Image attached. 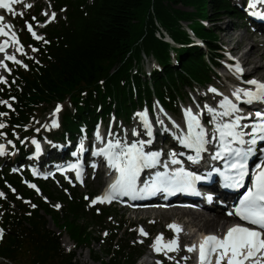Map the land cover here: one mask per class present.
Segmentation results:
<instances>
[{"label": "trees", "instance_id": "trees-1", "mask_svg": "<svg viewBox=\"0 0 264 264\" xmlns=\"http://www.w3.org/2000/svg\"><path fill=\"white\" fill-rule=\"evenodd\" d=\"M34 1L16 21L22 48L33 52L24 61L27 70L18 65L7 84H0V101L11 105L0 104V112L7 113L0 116L7 125L0 133L16 143L17 163L31 151L20 145L24 134L54 104H69L60 131L51 136L56 142L91 137L99 123L112 118L129 124L135 112L146 107L153 111L156 102L179 115L180 104L190 99L188 90L206 89L219 78L213 69L219 65L216 56H221L219 37L200 20L215 26L223 16L246 18L232 0H50L56 19L61 12L64 17L56 25L47 24L43 40H37L26 26L35 30L38 20H44L43 5ZM180 5H191L195 11L176 10ZM183 21L191 22L189 29L204 47L195 45L180 25ZM157 24L175 44L164 41L163 33L156 36ZM145 57L155 63L150 72L144 68ZM0 191L5 194L0 198V261L6 264H68L79 250H88L97 264H138L143 255L142 245H131L126 237L124 215L115 207L92 205L93 193H80L68 184L57 190L51 181L35 179L28 171L19 175L4 164ZM48 218L61 234L48 228ZM63 234L75 244V251L65 252ZM94 244L101 250L96 251Z\"/></svg>", "mask_w": 264, "mask_h": 264}, {"label": "snow or ice", "instance_id": "snow-or-ice-1", "mask_svg": "<svg viewBox=\"0 0 264 264\" xmlns=\"http://www.w3.org/2000/svg\"><path fill=\"white\" fill-rule=\"evenodd\" d=\"M20 0H0V9H5L9 12L12 11V5L19 3ZM257 4H264V0H250L249 8H255ZM27 8H31L32 5H26ZM257 15L260 19H264V15L260 13H252ZM22 15V14H21ZM47 16V13H44ZM35 19V17H33ZM56 19V14L52 13L49 23ZM4 17H0V36H9V32L5 31V28H11V25L3 23ZM28 32L37 40H43V37L37 36L32 29L31 24H27ZM45 25H41L44 27ZM11 40L13 44H19L15 33L11 34ZM8 42L0 44V53H4V59L11 60L16 64H20L19 60H16L15 56L8 55L6 53ZM18 52L23 54L22 47H17ZM33 51L37 49L33 48ZM31 59V57H29ZM0 67L8 70L7 65L0 60ZM26 67V65H24ZM236 72L242 74V69L237 65ZM15 81H13L14 83ZM245 83L255 87V91H248L244 89H236L233 92V96L237 101L246 105H252L257 103L264 105V83L258 82L255 79L248 80ZM0 84H7V80L0 77ZM2 90V89H0ZM210 92L216 93L215 88H210ZM246 99H241V97ZM0 104L7 105L9 108L11 105L8 101H0ZM207 111L212 114V122H216L218 118L234 117L231 123H216L215 131L219 134V150L211 156L213 161L223 160L224 170L215 168L214 171L219 173L224 180V186L240 189L245 188L246 178L250 177V186L246 187L242 198L238 202V206L234 208V211L229 212L228 215H235L240 221L245 222V225H251L252 227L236 224L230 227L223 238L216 235L205 236L200 243L199 251V264H212V257L215 256V264H246L247 261L252 260L253 264H262L264 262V157L260 159V162L255 165L253 171H249V159L255 155V145L259 140H264V110H257L254 113L256 120L259 123L248 125L241 124L242 120H251L252 115L245 117L239 115L242 109L237 103H233L228 97H224L220 102L219 107L223 109L222 112H214L211 107H208ZM60 107L56 108V113L60 112ZM7 113L0 112V116H6ZM55 115V113H54ZM143 120V126L147 130V135L152 137V127L148 122L147 113H137ZM185 120L187 122V134L177 135L175 138L184 147L191 149L195 152L194 156H188L187 159L193 163H199L202 156L201 154L207 151L206 145L212 141L206 139L207 133L201 125L199 118L193 115L191 109H187L184 112ZM163 123L162 121H159ZM174 123V122H173ZM52 127H58L55 120L52 122ZM179 128V125H175ZM7 127L6 124L0 122V129ZM251 127V132H245L244 129ZM239 129V130H238ZM111 135V133H109ZM134 136H138L139 133L133 130ZM0 135H3L0 133ZM245 136H250L251 139L245 140ZM97 140H101L99 132L96 133ZM212 139H216L213 134ZM12 142L9 141V144ZM33 144L36 145V150L39 152V144L33 140ZM151 139L148 141L139 140L128 145L125 143L123 146L120 141L117 140L114 144L110 141L106 148L101 149L95 155H103L108 163V166L118 173L116 181L109 186L108 191L102 196L97 197L91 201L92 205L96 203H111L117 197H129L130 199L143 198L146 195H152L156 192L175 193L179 191L193 190V186L196 181L201 180L199 175H193L190 172L184 171L181 168L179 171L169 174L168 172H156L150 181L144 183L142 187H138V180L141 172L144 169L155 168L159 163L160 153L152 152L146 153L144 151L145 144H150ZM235 143L243 146L247 145L245 149L243 147H232ZM15 147V145H13ZM113 149H120L119 152L113 151ZM81 151H83V145H81ZM5 154L3 145H0V156ZM183 155V153H181ZM172 164H179L180 161L175 159L176 153L171 154ZM75 167V166H73ZM95 167V165H93ZM163 167L167 168V164ZM15 171V170H14ZM35 175V172L33 173ZM211 175V173H209ZM46 178V177H45ZM80 178V173L77 172V179ZM71 182V181H70ZM31 188L36 186L33 184L28 185ZM15 190L13 189V192ZM37 191H39L37 189ZM199 194V193H197ZM4 193L0 192V198L4 197ZM85 199H88L87 197ZM209 199H211L209 197ZM35 207V205H33ZM56 207H59L57 205ZM176 233H179L181 229L176 225H170ZM140 234L146 236L147 233L140 230ZM107 235V233H105ZM3 238V230H0V239ZM162 236L158 237L153 247L156 252L161 251ZM168 251L177 250L178 241L172 240L169 244L164 245ZM187 251H195V245L188 248Z\"/></svg>", "mask_w": 264, "mask_h": 264}, {"label": "rangeland", "instance_id": "rangeland-1", "mask_svg": "<svg viewBox=\"0 0 264 264\" xmlns=\"http://www.w3.org/2000/svg\"><path fill=\"white\" fill-rule=\"evenodd\" d=\"M40 4H42L44 10L41 13V16L44 18L45 21L49 22L51 16H52V8L50 6V0H39ZM35 1L34 0H20L19 4H20V8L17 9V12H19V10H26L28 9L26 7V5L31 4L34 5ZM232 3L237 6L239 9H243L244 12L246 6L248 5V0H232ZM164 5H167L166 3H163ZM152 9V8H151ZM178 11L181 12H187V13H193L195 11V8L190 6H186V5H180L178 7L175 8ZM171 8L168 9V11H170ZM172 12V11H170ZM243 12V14H244ZM32 12L28 13V16H32L31 15ZM44 13H47V16L44 15ZM0 17H4V21L3 23L6 25H11L12 27L9 29V31H11L12 33H15L17 39L19 40V35H20V31L18 32L17 27H15L14 25H12V22H15L14 19V15L12 13H10V15H6L5 12H3V15H1ZM60 18L55 19L54 21L51 22V24L56 25L60 19H62V17H64V12H61L59 15ZM250 17H253V15L248 14V20H240V19H236L234 17H230V16H223L222 18H220V20L218 22H216L215 26H213L214 24L210 23L207 20H200V23L206 27L207 29H214L217 32V35L219 37V42L218 45L219 47H221L223 49L224 52L228 53L227 58L230 59L231 62L235 63L233 61V55L228 51L229 47H231L233 45V43L235 42H228L227 38L225 37L226 35V30H225V25L228 22H231L232 24V30L231 32L233 34H237V36H239L240 38L243 37L245 39V44L243 47H246L245 49L248 50L249 47L251 46L252 41L254 40L255 42L259 43V44H264V35L262 34H257L254 37H251L250 35L254 32L257 31V29L254 27V23L251 21ZM18 19H16V21H18ZM41 25H45V24H41ZM41 25L38 26V29L36 31H34L36 34H38L37 32H39L41 29H43L44 27H41ZM180 25L182 26L183 29L188 30L190 28L191 22H187V21H183L180 23ZM158 27V31L160 32H156V36L158 38H160L161 34L160 33H165V31L161 28V26L159 24H157ZM192 29H195V27H191ZM161 29L163 31H161ZM42 34V33H41ZM44 34V33H43ZM166 35L168 36V34L166 33ZM42 36V35H40ZM166 36V37H167ZM169 37V36H168ZM165 38V39H168ZM249 39V40H248ZM0 41H7L6 37H2L0 38ZM174 44V43H172ZM15 49H17V47H22L20 40H19V44H15ZM23 49V48H22ZM239 51V50H238ZM264 51V47H260L259 49V53H262ZM28 55H33V52H28L27 50L23 49V54L21 52H18L16 50V55L15 58L16 60H19L21 63L18 64L20 65L21 69L26 71L27 68L24 67V61L26 59H28L30 56ZM256 60H258V54L255 55ZM144 68L147 71H151V69L153 67H155V65L153 64V58H146L144 59ZM264 63V60L261 62ZM8 70L6 71L3 67H1L2 69L0 70V77H3L4 79L7 80V77L11 75L13 68L15 69L18 65L16 63H14L13 61H9V64H6ZM246 70L248 73H250L253 69L252 67H248L245 66ZM218 73L221 74V76H219V74H217L219 76L218 79H215V82L213 85L208 86L206 89H201V88H196L195 90H188V95L190 99H186L183 103L180 104L179 109H180V114L178 116H175L174 114L172 115V118L174 119V121L176 122L175 125H179V128L172 126L173 130L170 129L168 126H165V130L166 133L170 134V133H180L178 130L180 129H185V118H183V114L185 112V110L187 109H193V107L195 106V104H197L198 100L203 99L202 101L205 102H215L216 104H220V102L223 100L224 97H228L229 99H231L233 101V103H236L235 101V97L232 95L233 92L235 91L232 88V84H230L229 81L224 79L225 73L222 70H218ZM251 74V73H250ZM253 76V74H251ZM247 76H249L247 74ZM238 81V86H236L235 88H239V89H243L240 82L242 81H246V79L243 78H237ZM210 88H215L217 90L218 93H221V95H217L216 93H212L209 91ZM69 106L68 103H63L60 107V112L56 113V105L54 104L51 107H47L45 109V112H42L39 116L37 121L35 122V124L28 130V132L26 134H24V140L23 142L20 141L21 137H18V141H20V145L25 146L27 149H31V151L33 153H36L35 150V144L32 143L33 140H35L39 145H42V150L40 151L41 157H44L46 155V157L43 158L42 163L44 168H47L48 166L50 167V171L48 172H44L42 171V173L39 174V176L41 178H45V180L47 181H51V183H53V187L54 189L60 190L64 188V184H68L71 187L77 188L75 187V184L70 182V179L68 177H64V178H60V177H56L55 173H54V165L52 164L53 162H55L56 159H54L55 157V151L59 150L60 145H66L65 147L69 150H71V154L70 151H66L65 153H63L62 155L59 156V158H57L58 162L60 164H62L63 162H66L68 160H73V156H77L78 152L81 148V145H83L84 142H86V140L83 138L79 141L76 140V142H71L69 141L68 143H66L67 141L63 142V141H54L53 140V136L54 134L58 133L61 129L60 127V123H61V117L62 114L64 113V109H66ZM156 108L154 109L150 119H149V123L151 125L155 126V121H161V114L163 112H166L170 117L171 115L159 108V105L157 103H155ZM222 109V108H221ZM161 112V113H160ZM201 112V111H199ZM55 113V115H54ZM137 113H139V110L137 112H135L133 119L131 121V123L129 124H123V123H119L118 121H110L108 125L103 126H99L98 131H101L103 133H111V135H115L116 141L119 140L121 145L123 146L125 143L123 142L125 139H129L130 136H133V130H136L138 133H146L147 131L145 130H140L141 125H139V117L137 115ZM140 113H147L146 110L144 112H140ZM165 113V114H166ZM175 117V118H174ZM171 118V119H172ZM53 120H55L58 124V127H52V122ZM136 126L138 127L130 129L131 127ZM156 127V126H155ZM155 129V128H153ZM152 129V131H153ZM50 135V136H49ZM40 136V138L38 137ZM49 136V137H48ZM52 136V137H51ZM176 136L174 135L172 137V141ZM52 138V139H51ZM1 143L0 145L4 146L5 149V154L3 156H0V165L4 164V165H8L11 167L12 163H16V167H14L15 171H17V173H19L20 175H23V173L21 174V171L24 170V168L19 167V163H17L14 159H16L18 157V148L16 146L15 142H12L11 144H9V139L7 138V135L3 134L1 135ZM40 141V142H39ZM115 141V142H116ZM163 139L160 137L157 142L155 143V145L157 147H162L164 145H162ZM169 143V140L167 141V144ZM81 144V145H80ZM13 145H15V147H13ZM80 145V147H79ZM73 151V152H72ZM54 152V153H53ZM50 153H53V155H51ZM38 154V152H37ZM39 155V154H38ZM32 158V156L30 157V159ZM34 158V157H33ZM30 162V161H29ZM56 163V162H55ZM41 164V163H40ZM42 165V164H41ZM19 167V168H18ZM18 168V169H16ZM32 168V167H31ZM30 168V171H31ZM44 170V169H43ZM43 176V177H42ZM104 186V177L102 174H95L93 171L90 172V175L85 183L84 186H80L78 187L80 193H93V194H98L99 196L102 193V189ZM55 207L58 205L57 202L54 203ZM101 208H104L105 206L98 204ZM177 206H171L169 208L166 209H159L158 211H154L152 212V210H141L139 213H131L128 214L126 212H122L121 210H119L117 208V210L120 212L119 214H123L124 218L123 220L127 222L126 225V231H127V238H131V245L134 243H138L140 245H142L140 247L141 250H143V256H149V252H150V247L147 246V244H149V242L151 241L152 243H155V241L157 240L158 237H161L162 234L166 237V238H173V236L171 235V231H170V225L172 224V220L170 219L169 215L171 214V209L176 208ZM59 210V207H56ZM170 210V211H168ZM203 210V209H201ZM228 213V212H227ZM146 218H149L148 220H146ZM139 219H141L139 221ZM48 228L55 231L57 234H61V231L59 228H57L54 223L52 222V220L50 218H48ZM119 220V219H118ZM183 222L187 221V218H183L182 219ZM143 229V231L146 233L148 232L149 235L151 236L149 238L148 236V240L144 239L143 235L140 234V230ZM1 230V228H0ZM187 230H192V229H187ZM223 229L221 228L219 231H222ZM193 231V230H192ZM195 232V231H193ZM66 234H63L62 239H61V243H62V247L64 248L65 252L70 253L69 251H67L65 249V247L63 246V238ZM123 235V234H122ZM70 239V238H69ZM71 241V240H70ZM72 242V241H71ZM191 239H185L182 240V243H190ZM103 243V242H102ZM146 243V245H145ZM72 246H73V251H75V244L72 242ZM94 249L96 251H100L101 248L98 244H94L93 245ZM183 250L177 252L174 255H171L169 257H163L166 258V262L165 264H192V262L195 260V256L191 255H185L184 253V247L182 246ZM71 251V252H73ZM82 252H87L89 258V251L88 250H79L77 251V258H76V263L77 264H87V263H83L80 258L79 255H82ZM81 253V254H80ZM142 256V257H143ZM140 258L138 261V264H151L150 262H147L145 259ZM192 259V261L188 262L187 259ZM90 262H92L93 264H97L95 262H93L90 258ZM0 264H6L3 261H0Z\"/></svg>", "mask_w": 264, "mask_h": 264}, {"label": "bare ground", "instance_id": "bare-ground-1", "mask_svg": "<svg viewBox=\"0 0 264 264\" xmlns=\"http://www.w3.org/2000/svg\"><path fill=\"white\" fill-rule=\"evenodd\" d=\"M243 2V0H240ZM247 1V0H246ZM250 0H248V5H249ZM248 5L246 6V10L249 13H260L262 15H264V4H257L255 8H249ZM4 10H0V16L3 15ZM260 19V18H259ZM261 21L264 22V19H260ZM16 24V20L15 22H12V25ZM231 22H228L225 25V30L226 35L225 37L227 38L228 42H235L233 43V45L231 47H229L228 51L231 54L237 53L238 56V60L239 62H241L243 65H246L248 67H252V71L250 72L251 74H253V76L251 78H256L258 81H264V63H261L264 60V51L262 53H259V49L260 47H264V44H259L257 42H255L254 40H251V46L249 47L248 50H246V47H241L239 45L244 46L245 44V39L243 37H239L237 36V34H233L231 32V30L233 29ZM162 30V29H161ZM5 31L9 32V36H0V38L2 37H6L7 38V42H8V50H7V54L8 55H12L15 56L16 55V49H15V44H13L12 40H11V34L12 32L9 31V28H5ZM261 31H256L254 33H252L250 36L254 37L257 34H260ZM249 40V39H248ZM1 43H5V41H0ZM239 50V51H238ZM223 54H225L226 56H228L227 52H223ZM258 54V60H256L255 55ZM4 55H0V60H3V62L5 64H9L10 60L4 59ZM2 68L0 67V70ZM246 81H242L240 82L241 86L243 87L244 90H251V91H255V87L252 85H249L247 83H245ZM241 99L243 100L244 97L242 96ZM203 99H199L197 104H195V106L192 109V113L193 115H196L200 120H201V125L204 128L205 132L207 133L206 135V139L212 140V134L216 133L215 131V126L216 123H231L232 120L234 119V117H223V118H218L216 122H212V114H210L207 111V108L205 107V105H207L208 107H211L214 112H222L223 109H221L219 107V104H216L215 102H205L202 101ZM243 104V103H241ZM201 111V112H199ZM161 121L163 123H160L158 120L155 121V126L151 125L153 131H152V137L148 136V139H151V143L150 145H148L147 151L152 152H156V153H160L159 156V160L161 159H172L171 154L173 153V151L171 149H168V147L166 146L167 144V134L166 130H165V126H168L170 129L173 130L174 124L176 123L174 121V119L166 113L161 111ZM160 112V113H161ZM166 113V114H165ZM184 115V114H183ZM239 115H241L239 113ZM172 118V119H171ZM175 118V117H174ZM207 118L209 119V121L207 120ZM148 119V118H147ZM245 121V120H243ZM174 122V123H173ZM209 122V123H208ZM239 130V129H238ZM147 131V130H146ZM179 131V130H178ZM162 138V147H157L155 145V143L157 142V140L159 138ZM154 144L156 147L155 149H152L150 146L151 144ZM173 145H177V141H175V143L173 142ZM66 145H61L59 147L60 150H62V152H66V151H70L71 150L67 149L65 147ZM209 146V144L206 145V148ZM40 150L39 152L42 150V145H39ZM87 152V143H83V151H81V148L78 152L77 157H81V153L84 154L83 152ZM113 151H118L119 149H113ZM73 152V151H72ZM99 152V148H95L94 151H92L90 154L91 156H94L95 160H100L103 161V159H101L102 155H95L94 153ZM175 153V152H174ZM74 154V153H73ZM86 153L84 154V157L81 158H85ZM202 156V155H201ZM177 155L175 156V159H177ZM104 164H105V160H104ZM176 165H181L176 164ZM103 177L105 178V174L103 175ZM98 197V196H97ZM210 198L213 199L212 202H204L202 204L203 206V210H198V211H194V210H188V209H182L180 207L171 209V214L169 215L170 219L172 220V224L171 225H176L178 226L180 229L185 228V229H192L193 231H195L194 233L198 234L201 232H219V230L222 228H225V226H227L230 222H232L233 220H235V218H231L228 213H227V209H228V205H226V202L223 198H213L210 195ZM170 211V210H168ZM183 218H187V221L183 222L182 219ZM191 238L188 235H184V236H179L177 238H175V240L178 241V239H188ZM173 239L170 240V242ZM63 246L65 247V249L69 252L73 251V246H72V242L70 241L69 237L67 235L64 236L63 238ZM170 242L165 241L164 239H162L161 241V247H163L164 245L169 244ZM179 242V241H178ZM197 242L198 241H193L190 243L189 248L192 247L193 245H195V247L197 246ZM165 248V247H164ZM167 249V248H166ZM183 248L180 246V248L178 249L179 251H182ZM81 254V253H80ZM192 257V255H191ZM80 260L83 263H87V264H93L92 262H90V258L87 254V252H82V255H79ZM188 262L192 261V259H187Z\"/></svg>", "mask_w": 264, "mask_h": 264}, {"label": "water", "instance_id": "water-1", "mask_svg": "<svg viewBox=\"0 0 264 264\" xmlns=\"http://www.w3.org/2000/svg\"><path fill=\"white\" fill-rule=\"evenodd\" d=\"M27 184H29V181H27ZM68 264H77L75 260L71 261L70 263Z\"/></svg>", "mask_w": 264, "mask_h": 264}]
</instances>
